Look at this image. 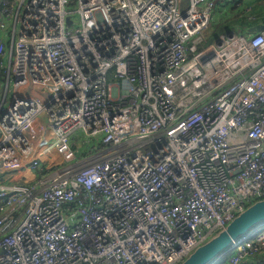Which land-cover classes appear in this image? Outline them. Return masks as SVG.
<instances>
[{
	"label": "built area",
	"instance_id": "2783aa9c",
	"mask_svg": "<svg viewBox=\"0 0 264 264\" xmlns=\"http://www.w3.org/2000/svg\"><path fill=\"white\" fill-rule=\"evenodd\" d=\"M254 1L0 0V264H180L264 198V22L202 47Z\"/></svg>",
	"mask_w": 264,
	"mask_h": 264
},
{
	"label": "water",
	"instance_id": "95a60500",
	"mask_svg": "<svg viewBox=\"0 0 264 264\" xmlns=\"http://www.w3.org/2000/svg\"><path fill=\"white\" fill-rule=\"evenodd\" d=\"M68 24L71 21L68 19ZM264 25L252 28V31L263 30ZM218 44L222 41L218 39ZM264 223V198L250 204L238 214L225 229L197 247L180 264H212L228 250L231 244L255 227Z\"/></svg>",
	"mask_w": 264,
	"mask_h": 264
},
{
	"label": "trees",
	"instance_id": "16d2710c",
	"mask_svg": "<svg viewBox=\"0 0 264 264\" xmlns=\"http://www.w3.org/2000/svg\"><path fill=\"white\" fill-rule=\"evenodd\" d=\"M263 1L264 0H255L250 7H246L244 9L242 7H239L237 10L233 11V13L230 14L226 19L222 20L219 23L211 25V27L207 31V37H208V33H211L212 28H214L216 25L223 27V29L221 31V33H223V32H226L227 30L232 29V28H237L236 27L237 24H240V29L243 31L245 29L249 30L253 25H256L260 22H264V11H262V8L264 9V7L259 6V4ZM241 4H242V2H241ZM242 6H244V5L242 4ZM252 16H255L256 19L252 20L251 19ZM232 19H236L238 21H241V23L238 22L235 25L234 21H236V20H232ZM232 22H234V26L233 25L229 26L230 24H233ZM220 34H218V35H220ZM215 37H216V35L210 41H212Z\"/></svg>",
	"mask_w": 264,
	"mask_h": 264
},
{
	"label": "rangeland",
	"instance_id": "374dc122",
	"mask_svg": "<svg viewBox=\"0 0 264 264\" xmlns=\"http://www.w3.org/2000/svg\"><path fill=\"white\" fill-rule=\"evenodd\" d=\"M19 1V0H18ZM259 6H261V7H264V1L263 2H261L260 4H259ZM262 11H264V9L262 8ZM232 20H236V19H232ZM235 22V25L239 22V23H241V21H238V20H236V21H234ZM234 22H232L233 24H230L229 26H234ZM213 24H216V23H213ZM212 24V25H213ZM227 27V26H226ZM225 27V28H226ZM237 28H239L240 29V24H237V26H236ZM221 28V29H220ZM222 29H223V27L222 26H218V25H216L214 28H212V31H211V33H208V37L206 36L205 37V39H204V43H203V45H202V47H205L206 46V44H208L209 42H210V40L216 35H218V34H220L221 33V31H222ZM241 30V29H240ZM82 142H84V137H82ZM76 148H77V146H76Z\"/></svg>",
	"mask_w": 264,
	"mask_h": 264
},
{
	"label": "crops",
	"instance_id": "0c3cea01",
	"mask_svg": "<svg viewBox=\"0 0 264 264\" xmlns=\"http://www.w3.org/2000/svg\"><path fill=\"white\" fill-rule=\"evenodd\" d=\"M245 264H264V254H260L255 258L247 260Z\"/></svg>",
	"mask_w": 264,
	"mask_h": 264
},
{
	"label": "clouds",
	"instance_id": "9594fccd",
	"mask_svg": "<svg viewBox=\"0 0 264 264\" xmlns=\"http://www.w3.org/2000/svg\"><path fill=\"white\" fill-rule=\"evenodd\" d=\"M264 224V223H263ZM263 224H261V225H263ZM260 226V225H259ZM259 226H257V227H259ZM256 228V227H255ZM254 228V229H255ZM254 229H252V230H254ZM251 230V231H252ZM250 232V231H249ZM232 245V244H231ZM226 252H224V254H225ZM224 254H222V256L224 255ZM222 256H220L219 258H217L212 264H218V262H219V260H221V258H222Z\"/></svg>",
	"mask_w": 264,
	"mask_h": 264
}]
</instances>
